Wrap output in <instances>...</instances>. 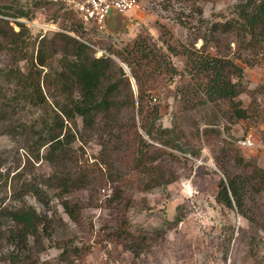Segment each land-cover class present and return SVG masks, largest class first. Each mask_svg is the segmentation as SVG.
<instances>
[{
	"label": "rangeland",
	"instance_id": "rangeland-1",
	"mask_svg": "<svg viewBox=\"0 0 264 264\" xmlns=\"http://www.w3.org/2000/svg\"><path fill=\"white\" fill-rule=\"evenodd\" d=\"M137 1L136 10L123 13L105 29L99 32L80 29L75 33L72 29L80 22L72 12L58 10L56 6L30 7L26 0H0V9L12 14L28 13L29 18L15 21L28 30L24 40L30 54H36L38 40L49 39L53 33H65L88 44L91 40L96 57L105 53L100 48L112 46L116 51H123L135 41L144 40L147 51L151 50L150 57L140 65L128 61L145 83L146 118L155 121V128L175 129L178 125L182 148V152L172 151L179 157L177 160L165 156L158 162L160 177L167 180L173 175L174 182L155 187L149 185L154 184L150 180L158 174L155 168L133 169L135 154L138 156L136 147L121 145L115 155L117 163L108 168L101 158L100 138L82 133L66 148L61 162L49 163L44 159L47 148L39 147L36 138L42 119L49 117L51 109L47 105L32 106L22 99L9 101L15 87L6 79H0V208L18 211L31 207L50 220L48 235L40 227L36 238L28 237L30 254L27 256L30 257L23 259L15 250L14 238H8L13 230L11 222L2 218L0 264H109L115 259L134 264H264V231L252 228L236 209L227 208L216 200L222 175L213 159L220 147L230 146L245 160L264 170L261 140L264 99L258 97L252 101L251 96L241 95L243 106L252 107L254 116L234 124L221 120L214 126L219 136L213 134L205 140L195 133L203 129L201 121L210 113L200 105L206 100L203 88L207 78L195 71L196 76L188 74V69L195 65L187 58L198 55L202 46V41L195 37L203 35L205 28L214 22L235 20L239 0ZM196 8L202 10V15ZM11 25L15 32L19 31L17 26ZM231 40H234L232 35L218 43L209 42L205 53L228 54V58L243 69L242 81L249 90L264 87V52L244 53L231 44ZM57 59L52 58L50 64L56 66ZM120 66L136 95V84L129 69L126 65ZM11 69L27 72V62H16V57L1 51L0 72ZM47 102L51 103V99ZM154 107L157 112L152 113ZM140 119L135 113L136 131L147 143L162 148L143 134ZM77 126L81 132L79 119ZM133 131L121 128L118 135L128 141ZM243 140L250 141L251 146H238ZM152 151L150 148L148 154ZM156 165L157 162L151 167ZM118 174L122 178L119 183L114 182ZM58 175H67L74 183L85 186L70 196L72 203L80 207L77 223L61 208L58 183H53L52 189L43 185L44 180ZM27 185L39 186L44 198L25 194ZM118 188L122 198L109 201ZM109 189L110 193L103 192ZM262 202L264 204V195ZM122 219L126 225H120ZM177 219L181 221L176 223ZM124 228L136 238V243L123 240L119 232ZM142 236H146L145 241L141 240ZM125 242L128 247L141 246L142 251L134 256Z\"/></svg>",
	"mask_w": 264,
	"mask_h": 264
},
{
	"label": "trees",
	"instance_id": "trees-1",
	"mask_svg": "<svg viewBox=\"0 0 264 264\" xmlns=\"http://www.w3.org/2000/svg\"><path fill=\"white\" fill-rule=\"evenodd\" d=\"M28 5L35 8H50L39 3ZM57 9L62 10V7ZM195 10L202 15L200 8ZM236 11L235 20L224 23L214 22L205 28L203 35L196 36L195 40L202 41L201 49L194 58H187L192 65H195L188 69V74L193 77L201 73L207 78L203 88L206 100L200 105L205 112L210 113L201 121L203 129L200 132L197 129L195 133L197 137H203L205 140H209L213 134L219 136V130L214 126H217L221 120L234 124L239 120L247 121L254 116L252 107L243 106L241 95L251 96L252 101L258 97L264 99V87L259 86L255 90H249L242 81L243 69L229 59L228 54L212 56L205 53L209 42L218 43L220 39L230 35L234 36V40L230 43L236 45L242 52H253L256 55L261 51L264 52V0H239ZM18 18H29V15L27 12L12 14L8 10L0 9V52L5 50L10 56L16 57V62L25 60L27 72L11 69L0 72V79H6L8 84L15 87L13 97L9 101L22 99L32 106L47 105L51 109L49 117L42 119L36 138L39 147L47 148L44 154L47 162H61L66 154V148L76 140L78 133L100 138L101 158L108 168L117 163L115 155L121 145L124 148L136 147L138 156L135 154L133 159L134 170L141 171L150 166L155 168L156 173L159 170L158 162H162V157L166 156L169 160L179 158L172 152L173 150L182 152L178 125H175V129L160 126L155 128V121L146 118L148 110L144 102L145 83L130 61L133 60L140 65L150 57L151 50L149 53L144 40L135 41L123 51H116L112 46L100 48L105 53L96 57L95 49L78 39L65 33H53L49 39L42 37L38 40L35 46L36 54L34 52L30 54L24 40L28 30L24 24L15 21ZM181 23L184 25V22ZM11 24L17 26L19 31L15 32ZM75 27L72 29L75 33H79L82 29L80 23ZM89 41L94 46V42ZM55 57L58 59L56 66H53L49 61ZM118 62L129 69V74L136 84V95L132 91L127 73ZM194 71L197 73L194 74ZM48 98L51 99V103L47 102ZM151 112H157L156 107L152 108ZM135 113L141 118L139 128L143 134L162 148L147 143L138 130L136 131ZM78 119L82 124L81 132L77 126ZM121 128L127 131L134 130L131 140L124 141L118 135ZM261 140L264 144V131L261 133ZM150 148H153V151L148 154ZM213 159L222 175L216 200L227 208L236 209L252 228L264 231L262 202L264 170L253 162L245 160L237 149L230 146L220 147ZM156 162L157 165L151 167ZM162 178L158 172L155 178L150 180L154 182L152 186L149 184L150 187L174 182L173 175L167 180ZM114 179V182L119 183L122 178L118 174ZM53 183H58L57 185L61 187L59 203L63 212L71 221L77 223L80 207L77 203H72L70 196L78 193L85 186L78 182L74 183L67 175L51 176L44 180L43 185L52 189ZM27 187L25 194L33 193L37 199L44 198L39 186L27 185ZM119 189L109 201L122 198ZM2 218L11 222L13 230L8 238H14L15 250L23 256V259L30 257L27 256L28 253L30 254L29 236L36 238L40 227L46 235L50 233V228L47 227L50 220L36 213L31 207L18 211L0 208V221ZM180 221L177 219L176 223ZM120 225H126V221L122 219ZM2 227L0 223V240L3 234ZM119 234L123 235L122 238L127 243L137 242L125 228ZM4 239H7V236ZM145 239L146 236H142L141 240L145 241ZM127 243L125 242L127 250L138 256L142 247L131 245L128 247ZM15 259L18 260L17 257Z\"/></svg>",
	"mask_w": 264,
	"mask_h": 264
},
{
	"label": "built area",
	"instance_id": "built-area-1",
	"mask_svg": "<svg viewBox=\"0 0 264 264\" xmlns=\"http://www.w3.org/2000/svg\"><path fill=\"white\" fill-rule=\"evenodd\" d=\"M28 4H44L46 6L62 7V10L72 12L80 22L84 32H90L91 29L101 31L106 28L108 14L114 10L119 14L128 11H134L139 7L137 0H26ZM56 30V28H55ZM86 45L93 47V45L84 42ZM155 102L156 99L153 98ZM240 147L251 146L250 141L243 140L238 142ZM103 192L110 193L109 190ZM108 196V195H107ZM105 260L107 259L104 255ZM109 264H134L133 262L123 260H112ZM138 264V263H136Z\"/></svg>",
	"mask_w": 264,
	"mask_h": 264
},
{
	"label": "water",
	"instance_id": "water-1",
	"mask_svg": "<svg viewBox=\"0 0 264 264\" xmlns=\"http://www.w3.org/2000/svg\"><path fill=\"white\" fill-rule=\"evenodd\" d=\"M122 14L117 13L116 11L112 10L110 11V13L108 14V20H107V26L111 25V21L117 19V18H121Z\"/></svg>",
	"mask_w": 264,
	"mask_h": 264
}]
</instances>
